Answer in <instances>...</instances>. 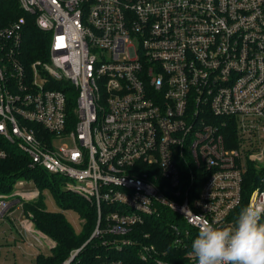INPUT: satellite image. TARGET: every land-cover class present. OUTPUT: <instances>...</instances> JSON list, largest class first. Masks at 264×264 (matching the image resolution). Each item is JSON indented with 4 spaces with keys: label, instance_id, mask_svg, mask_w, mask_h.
<instances>
[{
    "label": "built area",
    "instance_id": "built-area-1",
    "mask_svg": "<svg viewBox=\"0 0 264 264\" xmlns=\"http://www.w3.org/2000/svg\"><path fill=\"white\" fill-rule=\"evenodd\" d=\"M11 1L25 14L0 25V159L16 146L97 209L90 239L61 264L94 237L122 250L164 208L199 229L264 202V0ZM28 16L50 33L48 59L29 69ZM36 191L0 193V222ZM24 217L23 239L51 249Z\"/></svg>",
    "mask_w": 264,
    "mask_h": 264
},
{
    "label": "trees",
    "instance_id": "trees-1",
    "mask_svg": "<svg viewBox=\"0 0 264 264\" xmlns=\"http://www.w3.org/2000/svg\"><path fill=\"white\" fill-rule=\"evenodd\" d=\"M22 14L16 2L0 1V25H6ZM21 62L25 68L38 59L47 60L50 49V33L36 26L34 16H28L24 27ZM8 156L0 159V193L14 192V184L20 179L34 182L40 190L38 197L23 201V211L32 214V221L36 229L46 233L55 245L50 252H39L37 264H61L68 259L74 249L81 247L88 241L97 225V209L87 205L84 198L61 187L62 176L54 174L41 166H33L30 157L14 145H7ZM201 174L200 172H197ZM248 175V176H247ZM259 173L256 170L246 174L244 184V199L257 185ZM199 181L196 186L197 194L202 186ZM49 188L63 210H75L84 219L83 230L77 232L68 220L64 211H50L46 207L42 189ZM162 216L150 217L144 223L136 226V232L128 234V239L134 243L125 245L122 250H116L111 245H104L107 237H94L86 244L73 264H102L111 259H123L130 264H156L157 259H163L177 264L190 261L187 256L191 252V244L199 229L190 225L180 215L169 208H164ZM177 226L178 229L174 227ZM181 239L180 242L177 240ZM156 253L148 260L141 258L142 248L152 246Z\"/></svg>",
    "mask_w": 264,
    "mask_h": 264
},
{
    "label": "clouds",
    "instance_id": "clouds-1",
    "mask_svg": "<svg viewBox=\"0 0 264 264\" xmlns=\"http://www.w3.org/2000/svg\"><path fill=\"white\" fill-rule=\"evenodd\" d=\"M190 255L198 264H264V202L243 207L234 223L204 222Z\"/></svg>",
    "mask_w": 264,
    "mask_h": 264
},
{
    "label": "rangeland",
    "instance_id": "rangeland-1",
    "mask_svg": "<svg viewBox=\"0 0 264 264\" xmlns=\"http://www.w3.org/2000/svg\"><path fill=\"white\" fill-rule=\"evenodd\" d=\"M61 140L57 141V144H61ZM64 142L71 143L69 138H66ZM62 181H65L62 178ZM71 183V182H68ZM68 183H61V187L68 188ZM14 190L18 191H40L37 186L28 179H20L14 184ZM42 194L46 203V207L50 211H64V214L68 220L74 225L77 232L83 230L84 219L80 217L75 210H63L58 204L55 196L49 188L42 189ZM29 197V196H27ZM29 213L27 216H30ZM9 219H4L0 222V264H37L38 253L50 252L49 247H34L29 245V241L36 240L33 237L23 239L21 234V222L25 220L24 212L22 209H13L8 216ZM32 218V214L31 217Z\"/></svg>",
    "mask_w": 264,
    "mask_h": 264
},
{
    "label": "bare ground",
    "instance_id": "bare-ground-1",
    "mask_svg": "<svg viewBox=\"0 0 264 264\" xmlns=\"http://www.w3.org/2000/svg\"><path fill=\"white\" fill-rule=\"evenodd\" d=\"M34 193V194H33ZM33 193H24V196L25 197H27V196H29V197H31V196H33V195H36L37 193L36 192H33Z\"/></svg>",
    "mask_w": 264,
    "mask_h": 264
},
{
    "label": "crops",
    "instance_id": "crops-1",
    "mask_svg": "<svg viewBox=\"0 0 264 264\" xmlns=\"http://www.w3.org/2000/svg\"><path fill=\"white\" fill-rule=\"evenodd\" d=\"M36 192H38V191H36ZM7 219H9V218H7Z\"/></svg>",
    "mask_w": 264,
    "mask_h": 264
}]
</instances>
